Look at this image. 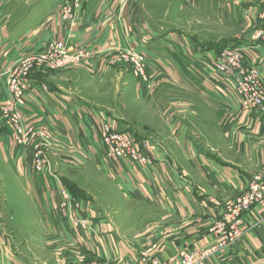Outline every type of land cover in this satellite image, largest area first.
Segmentation results:
<instances>
[{
  "label": "crops",
  "instance_id": "0c3cea01",
  "mask_svg": "<svg viewBox=\"0 0 264 264\" xmlns=\"http://www.w3.org/2000/svg\"><path fill=\"white\" fill-rule=\"evenodd\" d=\"M64 1L0 0V113L9 100L6 70L24 55L41 52L53 40L66 41L74 50L92 49L98 54L111 48L130 49L146 54L148 60L150 81L137 79L135 95L129 88L139 105L157 106L160 92L166 87L172 89L175 82L183 86L177 88L183 95L179 99L181 114L189 112L187 103L182 108L189 101L218 114L225 113L227 108L235 109L233 116L237 120L227 129L222 125L221 132L227 148L240 161L230 164L210 152L187 134L190 122L181 121L169 106L161 117H165L167 132L173 137V153L166 140L146 128L141 130L119 105L110 108L108 104H86L84 96L66 83L81 81L85 87L92 85L105 90L103 84L106 85L114 69L103 66L100 60L57 75H34L21 113L25 123L53 136V176L35 172L28 150L15 146L12 127L0 118V167L12 174L17 186L26 191L33 233L37 234L35 238L20 240L23 238L16 239L0 229V264H83V256L92 262L139 264L148 252L149 256H160L165 264H180L181 251L205 249L217 241L210 232L216 223L217 209L223 211L242 196L254 175L260 172L264 175V116L260 119L261 112L253 114L249 123L245 112L233 106L231 80L223 81L212 71L215 64L213 60L208 62V58L224 47L221 43L205 42L202 37L205 41H199L197 54L186 52L180 36L173 33L166 37L161 22L147 21L140 0H84L74 25L69 26L59 18ZM230 1L239 5L242 19L260 14L261 4L254 6L252 0ZM201 2L205 4L207 0ZM246 62H252L250 52ZM82 73L90 82L83 79ZM104 96L93 98L100 100ZM228 104L232 107H227ZM105 123L120 133L133 135L142 150L155 159L156 166L140 169L127 161H107L100 139ZM248 123V128H244ZM67 162H74L76 172L72 175L66 170ZM87 177L97 184L98 177L105 179L103 183H109L110 187L106 191L100 189L103 195L114 192L123 198L122 202L132 206L131 212L152 213L153 217L147 220L153 224H141L133 232L121 231L116 221L102 216L100 206L105 204L96 195L101 193L81 186L86 185ZM69 182H77L78 188ZM64 190L74 201L77 215L89 218L91 232L73 228L68 216L58 210ZM261 210L257 206L243 218L242 242L214 257L209 264H264ZM22 242L32 243L26 248L37 245L45 249L48 259L37 261L25 254L21 251Z\"/></svg>",
  "mask_w": 264,
  "mask_h": 264
},
{
  "label": "rangeland",
  "instance_id": "374dc122",
  "mask_svg": "<svg viewBox=\"0 0 264 264\" xmlns=\"http://www.w3.org/2000/svg\"><path fill=\"white\" fill-rule=\"evenodd\" d=\"M140 1L141 4L144 6L147 21L156 20L158 22H161L160 26H162V30L164 32L163 35H165L166 37L169 35H173V33H176L178 36H180L179 40H181L180 43L182 47L185 49L186 52H190V54L192 53L194 55L195 53L197 54V51H200V40H207L205 42L211 43L215 42V44L221 43L220 46L224 47L216 55H211L208 58V62H210V60L212 62L213 60L214 64L217 65V58L223 50L233 48L247 49L248 53L250 52L252 62H246L248 55L247 53L245 60L242 62L240 68L229 69L224 74L217 72V70L214 68L212 71H214V74L223 81H227L228 79L231 80L233 86V96L230 94V97L235 102V105L233 106H237L242 112H245L249 123L250 118H253V114H259L261 112L260 119H262V117L264 116V111L261 110H263L264 108L254 109L252 107L248 108L247 105H243L244 96H242L238 91V84L244 78L243 74L247 77V75H249L250 72L254 70L257 71L259 78L262 79L264 82V36L260 37L259 39H254L258 32L262 30L264 31V18H261L258 15L255 16V18H250L249 20L246 18L242 19V16L240 15L241 10H239V5L234 4V2L230 3V0H207L205 4H202L201 0ZM252 1L254 2V6L261 4L262 6L260 5L261 8L259 9V12H264V0ZM67 5L71 6L72 15V20L68 23V25L73 26L78 14L83 9L84 0H65L62 3L60 7L61 9L59 16L60 21L62 23L64 22L61 20V13L63 8ZM249 21L251 22L250 24ZM150 24L156 25L152 22ZM194 33H197L198 35ZM190 35H195V37H197V39L199 40L197 41L196 38H191ZM53 41L49 43H52ZM192 41L195 46L192 44ZM49 43H47V45ZM125 51H128V49H106L101 53L93 56L89 61H85L81 64L57 67L56 70L46 69L44 67V64L48 63V57L36 56L33 58V60L39 61L33 62H40L41 69L37 67L36 71L29 78L31 79L34 75L37 74L57 75L65 71H74L75 69H79L80 67H87L91 64V61L93 60H100V64H103V66L107 65V67H111L114 69V72L108 76L106 85L103 84L105 90L101 88L96 89L92 85L85 87V84L81 81H78V84H75V82L72 83V80L71 82L66 83L68 87L73 88L75 91H78L84 96L86 104H88L89 106H101L103 104H108L110 108H115L119 105L121 107V111L125 115H127L129 119L135 122L141 130L143 128H146L152 135L158 138L161 137V140H166L168 142L167 145L169 146L168 149L173 153V137H171L167 132L166 125L164 123L166 122L165 117H161L162 112L165 110V108L169 106L174 109V112L176 114H179L178 118L180 117L182 119L181 121L186 120L187 122H190L189 131L187 132V134L192 136V138H194L198 142L203 143L206 148L213 154L217 156H222L228 163H239L240 159L227 148V144H225L223 134L221 132L222 125L225 124L227 126V129L229 125L233 124L237 120V116H233V114L235 113V109L227 108L225 113L218 114L217 112H210L206 110L205 107H203L197 102L189 101L184 102L182 105L183 108L185 103H187V108H189V112H187L186 114H181L179 112L181 108V106L179 105V99L183 98V95L181 94V92H178L177 88L183 89V86L176 84L175 82L173 83V86L175 87H173L172 89L166 87L160 92L159 96L157 97V106H155V104L145 106L143 103L139 105L140 103L136 102L129 90L131 89L133 94L135 95L137 79L141 82L146 81L145 83H148L150 81V77L148 75V66L146 78L138 76L134 70L133 64L129 63L128 60L123 58L125 55ZM254 53H256L257 56H255ZM14 63H12L9 68ZM87 72L88 74H90L89 71ZM82 77L87 82H90V78L87 75L82 73ZM218 77L217 79L221 81ZM128 83H130L129 86H127ZM6 85L8 91L9 86L7 80ZM124 88L126 89L124 90ZM8 95V102H10L11 97L9 92ZM103 95L105 96L100 100L93 98L100 97ZM173 99L176 100L173 101ZM158 103H162L163 105H158ZM230 105L231 104H228L227 107H232ZM94 109L102 110L96 107ZM153 110L155 112H153ZM249 123L247 125H244V128H248ZM183 128L185 129L184 126ZM162 130H164L165 132L163 133ZM50 147L54 148L53 144H51ZM67 156L70 159L69 155ZM61 159L68 160L63 157ZM67 163L69 164H66V170L72 175L76 172L74 171V162ZM61 165V162H58V166L61 167ZM76 167H78V165H76ZM0 172L3 173V176H0V212L2 213L0 217V225L2 228L0 227V229H3V231H5V234L12 235L16 239L18 237L23 238L20 240H28L29 238H35L34 236H36L37 234L35 235L33 233L34 226L33 224L31 225L32 214L29 211V205H27L29 203V200L25 196L26 191H22V187L17 186V184L14 182L15 179L13 175L10 174L8 171H4V169L0 167ZM258 174L261 175L262 179L264 180L263 173L260 172ZM98 175L101 176L100 174ZM101 177H98L99 184L94 183L90 178L87 177V179L85 180L86 185L81 184V186L89 189L94 188L97 193H101V190L106 191L108 190L107 186L110 187V185H107L109 184L107 182L103 183V180L105 179L102 180V178L104 177ZM70 184L72 185V187L74 186L75 188H78L77 182L76 184L72 182ZM96 195L98 199L105 204L100 206L102 209V216L105 217V219L107 220L110 219L112 221H116V223L121 226V231L133 232L134 229L139 228L141 224H153L152 222L147 220L153 217L152 213L147 212L145 210L131 212L132 210L130 207L132 206L122 202L123 198L115 194L114 192H112L111 195L106 194L109 196H105L102 193L100 195ZM226 208L224 209V211H222L223 213L229 211L228 208ZM253 209L246 212L244 214V217H246ZM213 227H215V224L211 227L210 232L214 229ZM135 236L136 235H130L129 237L136 238ZM28 243H30V245L32 244L31 242H22L21 251H23L25 254L31 255L37 261H44L48 259L45 255V252H47L45 249L41 248L40 246L38 247L37 245H35V247L32 245L31 247L26 248L30 246ZM149 255L150 254L148 252V256ZM149 257H151L152 259H157L158 261L161 260L160 256ZM82 260H85L83 261V264L92 262L84 256Z\"/></svg>",
  "mask_w": 264,
  "mask_h": 264
},
{
  "label": "built area",
  "instance_id": "2783aa9c",
  "mask_svg": "<svg viewBox=\"0 0 264 264\" xmlns=\"http://www.w3.org/2000/svg\"><path fill=\"white\" fill-rule=\"evenodd\" d=\"M264 18V12L259 14ZM61 20L69 23L72 20L71 6L67 5L61 13ZM264 36V31L256 34L254 39ZM248 50L245 48L226 49L217 58L214 69L224 74L229 69L240 68ZM98 54L92 49H72L67 42L53 41L41 52H33L24 55L14 63L4 74L9 86L10 102L1 109V118L8 123L13 130L12 142L16 147L28 150L31 162L36 173L53 176L51 144L53 136L47 130L35 125L25 123L21 108L26 103L29 90L30 76L41 69L40 62L34 63L36 56H46L48 63L46 69L56 70L57 67L81 64L89 61ZM133 64L138 76L146 78L148 60L146 54L136 53L130 49L125 51L124 57ZM238 84V91L244 96V104L248 108H264V82L259 78L257 71L250 72L247 77ZM146 82V81H145ZM100 139L105 150V156L110 163L127 161L140 169H152L156 166L155 159L144 152L136 142L133 135L118 132L112 125L105 123L100 132ZM62 201L58 210L68 216L72 227L82 231L91 232L93 226L85 215L78 216L74 201L69 193L64 190ZM261 206L262 219L264 220V180L257 174L252 177L247 191L237 200L227 206L228 212L223 213L217 209V219L211 233L215 234L217 241L206 249L183 250L180 252V264H209L210 260L224 253L226 250L239 244L244 238L242 220L244 214L254 207ZM226 208V209H227ZM224 211V210H223ZM84 264H108L105 262H90ZM139 264H164L161 260L152 259L145 253Z\"/></svg>",
  "mask_w": 264,
  "mask_h": 264
}]
</instances>
